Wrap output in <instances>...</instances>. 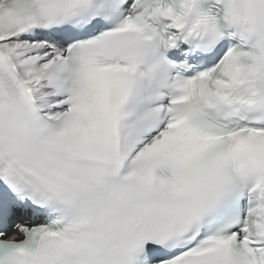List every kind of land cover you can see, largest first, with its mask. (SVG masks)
<instances>
[{
	"label": "snow or ice",
	"instance_id": "1",
	"mask_svg": "<svg viewBox=\"0 0 264 264\" xmlns=\"http://www.w3.org/2000/svg\"><path fill=\"white\" fill-rule=\"evenodd\" d=\"M0 264H264V0H0Z\"/></svg>",
	"mask_w": 264,
	"mask_h": 264
}]
</instances>
